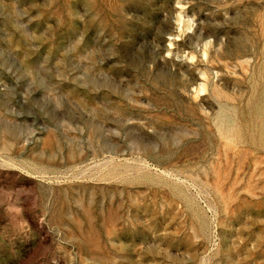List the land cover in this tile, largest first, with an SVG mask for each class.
I'll use <instances>...</instances> for the list:
<instances>
[{"label":"rangeland","instance_id":"374dc122","mask_svg":"<svg viewBox=\"0 0 264 264\" xmlns=\"http://www.w3.org/2000/svg\"><path fill=\"white\" fill-rule=\"evenodd\" d=\"M0 264H264V0H0Z\"/></svg>","mask_w":264,"mask_h":264}]
</instances>
